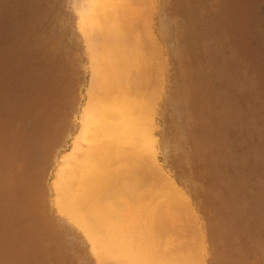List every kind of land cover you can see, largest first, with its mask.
<instances>
[{
  "label": "rangeland",
  "instance_id": "obj_1",
  "mask_svg": "<svg viewBox=\"0 0 264 264\" xmlns=\"http://www.w3.org/2000/svg\"><path fill=\"white\" fill-rule=\"evenodd\" d=\"M85 1L0 0V264H98L51 185L88 99L90 53L75 12ZM137 10L138 23L148 19L137 47L160 64L159 179L188 197L206 264H264V0H137ZM147 168L137 172L139 219L171 211L160 223L177 227L160 242L172 243L191 231V215Z\"/></svg>",
  "mask_w": 264,
  "mask_h": 264
},
{
  "label": "bare ground",
  "instance_id": "obj_2",
  "mask_svg": "<svg viewBox=\"0 0 264 264\" xmlns=\"http://www.w3.org/2000/svg\"><path fill=\"white\" fill-rule=\"evenodd\" d=\"M75 12L90 53L91 77L80 133L72 152L61 157L51 183L55 208L84 233L98 264H204L203 241L189 199L168 179H159L165 171L153 155L156 140L151 108L160 64L146 57L135 37L137 27L147 31L148 19L137 22V0H87ZM151 160L158 171L155 178L166 180L171 199L180 198L190 212L191 231L186 230L188 235L185 229L178 233L180 242L186 244L170 243V238L165 244L160 242L167 235L166 228L172 227V232L177 227L175 217L174 228L171 221L164 227L165 219L173 216L169 217L171 211L168 218L162 214L166 209L159 216L156 209L148 210L144 222L139 219L137 188L143 185L137 181V172L147 167L151 170ZM159 180L153 183H162ZM166 207L169 212L170 206Z\"/></svg>",
  "mask_w": 264,
  "mask_h": 264
},
{
  "label": "flooded vegetation",
  "instance_id": "obj_3",
  "mask_svg": "<svg viewBox=\"0 0 264 264\" xmlns=\"http://www.w3.org/2000/svg\"><path fill=\"white\" fill-rule=\"evenodd\" d=\"M254 229H255V226L253 225V224H249V226H248V228L246 229V236L247 237H250V239H252V237H253V234H254ZM257 230V229H256ZM258 261V259L255 261V262H257ZM211 263V261L209 260V264ZM241 263L243 264H246V261H241ZM254 264H259L258 262L257 263H254Z\"/></svg>",
  "mask_w": 264,
  "mask_h": 264
},
{
  "label": "crops",
  "instance_id": "obj_4",
  "mask_svg": "<svg viewBox=\"0 0 264 264\" xmlns=\"http://www.w3.org/2000/svg\"><path fill=\"white\" fill-rule=\"evenodd\" d=\"M202 235H203V232H202ZM176 239H177V238H176ZM179 239L181 240V238H179ZM179 239L176 240L177 242H179V243H178L179 245L182 244V243H183V244L185 243V242H182V241L180 242ZM187 239L189 240V238H187ZM202 239H203L202 241L204 242V237H202ZM182 240H183V239H182ZM186 243H187V241H186ZM186 243H185V244H186ZM183 244H182V245H183ZM205 250H206V248H205V242H204V250H203L204 264L207 263V262H206V259H205V257H206Z\"/></svg>",
  "mask_w": 264,
  "mask_h": 264
}]
</instances>
